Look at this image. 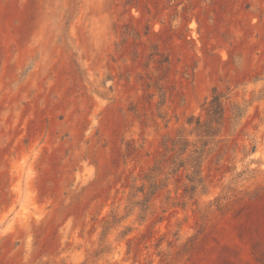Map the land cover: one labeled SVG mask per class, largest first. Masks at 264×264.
<instances>
[{
  "label": "rangeland",
  "instance_id": "rangeland-1",
  "mask_svg": "<svg viewBox=\"0 0 264 264\" xmlns=\"http://www.w3.org/2000/svg\"><path fill=\"white\" fill-rule=\"evenodd\" d=\"M0 264H264V0H0Z\"/></svg>",
  "mask_w": 264,
  "mask_h": 264
},
{
  "label": "trees",
  "instance_id": "trees-1",
  "mask_svg": "<svg viewBox=\"0 0 264 264\" xmlns=\"http://www.w3.org/2000/svg\"><path fill=\"white\" fill-rule=\"evenodd\" d=\"M222 98L223 96L221 95V93H219L216 89L213 90L212 92V96H211V99L208 101V106H207V109H206V115H207V119H206V122L203 124L202 128L204 131L203 133L207 135L208 131L211 130V125H212V122L216 123L217 125H219V121H223L224 118H225V111H224V108H223V105H222ZM197 151L194 150L192 151V153L190 154L191 157L193 156V154H196ZM193 162H195V159L192 157V160ZM195 169V171H193L192 174H194V177H199V167L200 165L199 164H196L194 166H191ZM193 177V179H194ZM200 179L201 178H197L195 180H189L191 183H194V181H197V183L200 182Z\"/></svg>",
  "mask_w": 264,
  "mask_h": 264
}]
</instances>
